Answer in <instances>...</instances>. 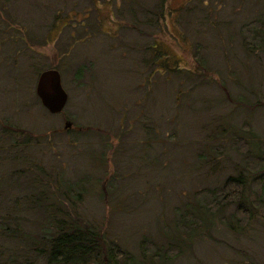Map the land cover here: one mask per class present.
<instances>
[{"label": "rangeland", "instance_id": "obj_1", "mask_svg": "<svg viewBox=\"0 0 264 264\" xmlns=\"http://www.w3.org/2000/svg\"><path fill=\"white\" fill-rule=\"evenodd\" d=\"M91 1L0 0L1 211L5 208L20 219L33 215L24 209L44 216L42 208L48 202L38 194L26 197L30 190L42 191L50 202L76 213L137 259L143 240L150 253L152 246H168L176 253L164 264H264V194L256 200L253 191L244 189L253 208L237 231L224 226L227 219L238 226L235 218H229L234 204L220 214L209 212L207 220L190 233L184 229L187 217L179 216L195 193L219 186L227 174H235L234 166L241 161L223 138L222 152L217 150L208 163L217 161L218 173L196 171L193 151L202 141L198 132L202 123L225 112L237 128L247 116L246 127L264 140V48L250 58L237 49L240 25L258 16L264 19V0H140L146 6L160 5L152 25L143 18L137 22L142 29L152 28L145 29L150 32L142 37L132 31L136 22L128 11L115 9L122 6L120 0H94V6ZM64 8L70 17L66 18ZM82 11L88 14L84 28L102 30L80 34ZM107 32H115L116 38ZM142 45L145 50L139 49ZM156 51L175 59L181 78L196 72L200 55L210 64L203 62L210 69L200 70L198 77L204 74V81L180 101L186 107L177 109L179 125L172 137L171 85L160 77L154 80L152 72L142 80L144 68L156 67ZM50 67L58 71L67 95L59 113L47 112L34 94L37 74ZM190 86L189 81L184 88ZM225 88L233 96L245 89L253 93L250 103L256 99L260 104L245 113L235 102L221 100ZM64 121H69L68 128H63ZM189 138L195 139L193 145ZM31 178L36 183H28ZM17 196L26 198L19 209H12L10 202ZM29 222L23 227L31 229ZM150 253L145 255L150 264H162Z\"/></svg>", "mask_w": 264, "mask_h": 264}, {"label": "trees", "instance_id": "obj_2", "mask_svg": "<svg viewBox=\"0 0 264 264\" xmlns=\"http://www.w3.org/2000/svg\"><path fill=\"white\" fill-rule=\"evenodd\" d=\"M139 2L141 1L126 0L125 4L120 0L122 6H120V4L116 5L115 9L118 10V13H120L121 9H125L126 11H128V15L131 16L130 19L136 22V24H134L135 30L133 29L132 31H134L138 37H142V34H149L150 31H146L147 29L152 30V28L151 26H149L150 28H145L146 30L142 29L137 22L140 21L141 18H143V20H145L143 22H149L150 25H152V22H154L157 18V16L155 15L159 14L157 11H160V5L158 2H156L151 5L148 3L146 6ZM91 3L93 6L95 5L94 0H92ZM137 5H140V7H138ZM138 11H140L141 16L136 18V12ZM187 11L188 10H186V12ZM55 13L57 16L61 15L57 7ZM52 14L54 15V12H52ZM64 14L66 15V18L71 16L67 13V9L65 8ZM151 14L154 17L150 16ZM87 15V12L82 11V18L80 21L82 22V25L80 34H84L85 36H87L90 33L96 34V32L98 33L100 30H102L100 28H93V30L84 28L83 20L87 18ZM83 16L85 17L83 18ZM52 20H54V17L50 18V22H52ZM86 22L89 26H96V24H92L90 23V21ZM66 24L69 23L67 22ZM69 25L71 26L72 24ZM261 30L263 31V34H261ZM239 33L241 34L242 39L239 45H237V49L240 50L242 54L245 52V57L250 58L253 56V54H256V51L264 48L261 42V37H263L264 39V19H261V16H258L241 24L239 27ZM80 34L77 35L79 36L78 38H81ZM107 34L109 33L107 32ZM111 36H114L113 38H116L115 32ZM116 43L118 44L117 41L115 42V44ZM110 44L113 45V43ZM152 44H148L147 46L151 48L153 46ZM145 47L146 46L142 45L139 47V49L145 50ZM156 52L157 54L153 59V64H156V67H151L150 69L144 68V70L147 69V72L142 77V80H145V76L147 75V73L149 74L152 72L154 80H157L158 77H160L162 82H169V84L171 85L168 96H170L171 105L172 107H174V111L171 115H169L168 120L171 128L168 127V122L167 124H165V126L169 128V136L172 137L173 135L175 136L177 126L179 125L178 121L176 120L177 109L186 107V105L183 106L180 101L188 97L194 90L195 86L204 81V74H201V76L198 77V75L202 73L200 70L208 71L210 69H208L203 63L207 62L205 56L200 55L197 58L195 70L196 72H186L182 74V76L184 75V77L181 78L179 77L181 74H178L180 68L175 66V59H171V57L166 56V54H164L163 52ZM226 55L228 56V52H226ZM156 57L162 58L164 62H168V65H165V63H163L159 58L156 59ZM228 59L227 62H223V66H226V64L228 63ZM143 62V66L146 67L148 65V61L144 59ZM225 70L227 71V69ZM158 71H160V73H157ZM228 72L231 71L229 70ZM174 76L178 77L179 81L175 80V82H173V80L175 79ZM189 81L191 83V86L185 89L184 87L186 86V82ZM141 86H143L142 82ZM248 87L250 86L248 85ZM219 88L221 89L222 87L219 86ZM244 90H240L242 93L238 92L235 96H233L230 95V93L225 88L226 92H221V100L225 102H235L238 105L237 107L243 109L245 113H247V110L252 109V106H256L260 103H258L256 99H254V103H250L251 97H254L253 93L251 95L247 92V90ZM200 100L202 99H199L198 102ZM245 103L250 104L246 105ZM205 107H208V105H206ZM227 115L228 114H226L225 112H221V115L213 116V118L206 121L207 124L202 123L201 127L198 128V132L201 134L202 143L200 142L199 147H197L196 149L194 148L193 151V157L197 162L195 170H200L203 173L205 172V174L218 173L220 165L217 163V161L211 164L208 163L215 157L217 150V153L222 152L220 150H222L223 145L220 146L219 144L223 140V138H227L229 143L231 142L230 148H234L235 151L241 156V161L237 166H234L235 174H227L222 180L221 184L217 187L199 190L198 193H195L193 195V201L182 207V211H184L180 213L179 216L182 215V218L183 216L187 217V224H185L184 226V229H186V233H190L196 230L199 225L203 223V221L205 222V220H207L206 214H208L209 212L211 215L215 214L216 212L220 214V211L224 209V207L232 204H234V210L233 212H231V214H229V218H235L238 226L234 225V223H232L230 219L226 220L224 226L229 230L237 231L239 230V225H242L244 219L249 215L251 208H253L252 202L249 203L247 199L248 197L244 194V189L248 188V190L253 191L256 200H260L261 195L264 194V140L261 141V139L256 137L251 132L248 126L246 127V123L248 121L246 118L247 116L242 119V124L239 127L235 128L234 126L232 127L233 124L230 122L231 120ZM4 130L6 131L5 127L2 128V131ZM152 130L155 131L154 129ZM244 136H246V138H243ZM150 137L152 138V133ZM155 139H158V137L156 138L155 136ZM194 140L195 139L189 138L187 142L193 145ZM213 142L218 143L217 145L213 146L211 145ZM17 155H19V152L17 153ZM10 158L12 159L13 157ZM15 160L17 159L15 158ZM42 175L43 174H41V177ZM39 178H37V180ZM10 180L11 178L9 179V181ZM28 183H36L35 178H31V180H28ZM7 188L9 187L7 186ZM79 188L82 190L83 187ZM63 190L64 189L61 190V194L64 193ZM33 194H38L46 202H48L47 206H43L42 208L44 216H39V212L37 210L34 211L20 208L24 209L25 212H31L33 214L29 219L24 215L23 219H20L17 217V215L6 213L5 208L3 209V211H1L2 209H0V264H35V261L39 258L41 259V264L151 263L150 261L149 263L148 260H146L145 255L150 253V249L147 248L145 251L143 240L139 241L140 257L137 259L134 255H130V253L124 251L119 246V244L114 242L112 239H105V235L94 230L90 224L84 223L85 221H82L81 218L76 215V213L64 211L59 205L50 202L49 197L45 198L42 191L33 192L32 190H30L29 193H26V197L30 198ZM26 197H23V199H25ZM22 200H18V196L13 198V203L10 202V206L12 205V209L15 207L19 209L17 205L21 203ZM26 207L33 209V207L31 206ZM27 220L30 221L29 223H31V225H33L31 229L23 227L24 222ZM174 239L175 238L172 237L170 240L174 243H177ZM176 245L178 247V244ZM174 247L176 246L174 245ZM151 248L153 249V252L150 254H153L152 256L154 257V259H158L159 257V259L162 261V264H164L165 261L167 262L168 260H170L176 254L174 251L168 250V246L164 249L162 246L160 248L152 246ZM233 264L257 263L252 261H243L235 262Z\"/></svg>", "mask_w": 264, "mask_h": 264}, {"label": "water", "instance_id": "obj_3", "mask_svg": "<svg viewBox=\"0 0 264 264\" xmlns=\"http://www.w3.org/2000/svg\"><path fill=\"white\" fill-rule=\"evenodd\" d=\"M34 94L39 104L49 113H59L67 95L60 84L59 73L55 68L41 70L35 79ZM63 128L70 126L69 121L63 122Z\"/></svg>", "mask_w": 264, "mask_h": 264}]
</instances>
